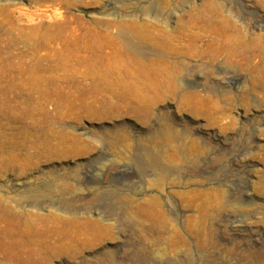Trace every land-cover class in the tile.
Instances as JSON below:
<instances>
[{
	"label": "rangeland",
	"instance_id": "rangeland-1",
	"mask_svg": "<svg viewBox=\"0 0 264 264\" xmlns=\"http://www.w3.org/2000/svg\"><path fill=\"white\" fill-rule=\"evenodd\" d=\"M0 72V264H264V0H0Z\"/></svg>",
	"mask_w": 264,
	"mask_h": 264
},
{
	"label": "bare ground",
	"instance_id": "bare-ground-1",
	"mask_svg": "<svg viewBox=\"0 0 264 264\" xmlns=\"http://www.w3.org/2000/svg\"><path fill=\"white\" fill-rule=\"evenodd\" d=\"M14 78L15 77H12L4 72L3 73L0 72V84H2L4 79L10 80L11 81L10 89L17 90L19 97L22 98L23 101L31 99V97L25 98L24 95H22L23 93L18 90L20 81H17ZM95 88L99 89V85L98 84L95 85ZM33 89H35L36 93L41 96L49 97L50 95L49 91L44 90L40 86L31 87L30 94L33 91ZM82 102L83 101H81L82 104L81 108L86 109L88 106ZM70 107L75 108L73 104H71ZM122 202H123V206L121 209H123V212L131 216V218H133L135 221V224L133 226V233H132L135 238L137 237V238L145 239L146 241L152 240L153 243L154 241L155 242L168 241L170 244H174L172 243L173 241L171 238L173 237L171 235L172 234L174 235L173 231L175 230V228L172 231L169 225L170 220L168 221L169 216L167 215L161 202H157V201L138 202L136 200L130 201L129 199L126 198H123ZM124 203H126L125 205H127V203H131L132 205L124 206ZM118 209L119 208L117 207L114 208V211L116 212L114 213L112 212L111 213L112 216L114 215L117 216L119 214L117 211ZM85 225H86L85 227L86 231L91 233L93 238L98 242L110 238L114 231V228L110 223L99 220H89L85 223ZM141 246H138L132 250L128 249V251H126L125 253H131L133 251L134 254H144L147 256L149 255L159 258L162 256V251L158 249V246L156 244H154V246L151 247L150 246L141 247Z\"/></svg>",
	"mask_w": 264,
	"mask_h": 264
}]
</instances>
